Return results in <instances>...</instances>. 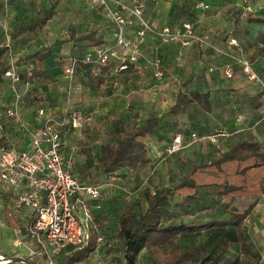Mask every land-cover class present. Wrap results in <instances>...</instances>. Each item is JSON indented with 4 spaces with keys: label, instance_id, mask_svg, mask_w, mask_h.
<instances>
[{
    "label": "crops",
    "instance_id": "obj_1",
    "mask_svg": "<svg viewBox=\"0 0 264 264\" xmlns=\"http://www.w3.org/2000/svg\"><path fill=\"white\" fill-rule=\"evenodd\" d=\"M116 1L131 6L133 0ZM141 1L145 5L144 17L150 25L182 30L184 24L189 23L198 40L191 41L188 47L178 43L163 45L148 33L141 48L144 58L138 65L122 72H118L117 61L102 72L80 66L70 85L63 74L69 59L83 57L99 42H103L102 46L115 43V27L104 11L91 5L89 0H0V46L9 47L8 64L11 62L9 55L15 56L20 62L21 76L26 77L27 57L35 53L51 54L40 64L41 78L33 79V87L31 85L28 91L24 84L20 86L21 92H28L20 108L22 121L32 129L38 108L47 106L58 110L67 102L73 109L84 112L83 127L77 130L68 127L63 134V154L74 161L75 175L79 177L84 171L89 154L96 155L99 139L113 124L133 129L145 125L153 115L160 118L155 134L143 140L151 164L135 175L127 173L125 181L118 178L102 185L105 208L95 211L101 231L107 229L110 214L119 211L120 218L126 204L133 201L127 200L120 188L131 187L146 171L149 174L155 161L161 159L157 166L163 173L180 176L177 182L165 186L169 187L179 183L194 167L216 160L240 142L259 143L264 148L263 88L244 75L241 64L249 62L256 72H264V55L260 54L258 45L264 35V22H250L246 18L247 1ZM202 3L206 8L200 7ZM53 4L54 15L45 26L10 40L13 29L39 19ZM251 11L254 18L264 21V12ZM125 16L130 20L126 36L134 39L140 24L130 14L125 13ZM90 32L93 33L91 39L83 40L82 37ZM155 57L161 59L165 70L161 80L154 74ZM229 65L233 69L230 79L225 74ZM0 89L5 90L4 86ZM181 91L196 93L200 99L198 103L186 104L182 112L173 113ZM38 94L43 103L34 100ZM3 95L6 104L11 102L13 96L10 100L9 94ZM17 126L14 120L8 121L6 135L13 146L21 147L27 133L18 131ZM177 137L181 138V150L169 154ZM163 162L166 163L161 164ZM110 184L117 187L112 188ZM216 199L213 194H203L189 207L184 205V199L174 198L171 211L179 222H190L196 217L198 221L213 220L220 216L217 207L209 208ZM222 204L223 200L219 203L220 209ZM247 220L255 221L252 227L256 233L264 231V197ZM102 234L105 242L101 252L106 257L108 246L115 245L116 241L106 232Z\"/></svg>",
    "mask_w": 264,
    "mask_h": 264
},
{
    "label": "built area",
    "instance_id": "obj_2",
    "mask_svg": "<svg viewBox=\"0 0 264 264\" xmlns=\"http://www.w3.org/2000/svg\"><path fill=\"white\" fill-rule=\"evenodd\" d=\"M89 1L94 7L102 9L114 25L115 43L112 46L92 48L82 60L69 59L63 74L70 85L75 81L79 63L108 66L118 61L121 71L126 70L128 64L139 63L144 58L141 48L148 33L158 37L162 44L178 43L183 47L198 40L193 25L189 23L184 24L182 30L150 25L144 17L145 5L141 0H133L131 6L116 0ZM200 7L206 8L203 3ZM246 8L247 15L252 13L249 7ZM125 13L137 19L140 24L134 39L126 36L130 20ZM9 59L11 62L4 79L9 83L13 98L7 105L0 97V139L8 121L14 120L20 131L25 130L28 140L21 147L0 146V195L6 197L0 206L4 217L7 215L18 219L21 226L12 228L11 240L16 249L11 255L1 254L0 264H61L63 253L82 250L88 244L91 232L100 231L95 211L103 210L104 186L81 182L73 174L74 161L63 154V133L68 127L75 130L83 127V112L70 107L69 102L58 110L40 107L35 111V127L30 129L20 118L24 100L20 90V65L15 56L9 55ZM241 64L244 75L263 88L264 99V78L249 62L242 61ZM152 66L155 77L163 79L165 72L161 59L155 58ZM225 74L229 79L233 77L230 65ZM28 76L32 77L31 72ZM26 89H31L30 81L26 82ZM180 150L181 138L177 137L168 153L174 154ZM109 186L117 187L114 184ZM120 189L130 199L135 196L130 189ZM104 242V237L100 235L96 251L90 257L91 264H108L101 252ZM21 247L28 251V255L18 251Z\"/></svg>",
    "mask_w": 264,
    "mask_h": 264
},
{
    "label": "trees",
    "instance_id": "obj_3",
    "mask_svg": "<svg viewBox=\"0 0 264 264\" xmlns=\"http://www.w3.org/2000/svg\"><path fill=\"white\" fill-rule=\"evenodd\" d=\"M54 9L55 5L53 4L51 10L43 13L39 19H33L28 25L18 26L13 29L10 40L13 41L22 35L34 33L39 27L45 26L53 17ZM246 18L250 22H264L262 19L254 18L252 13L248 14ZM92 36L93 33L90 32L82 38L83 40H90ZM154 37L162 44L158 37L155 35ZM100 44H103V42L95 44L93 48L102 46ZM258 45L260 54L264 55V35L260 38ZM8 53V46H0V86H4L5 89L1 91L0 96H2L4 103L6 99L3 94H9L8 99L10 100L12 98L10 87L8 86L9 83L4 79L5 73L9 68V64L6 61ZM50 57V53L43 55L35 53L25 59L29 62L27 65L28 73L31 72L32 77L27 76L24 78L31 82L32 87L33 79L41 78L40 64L45 63ZM83 57L77 59L82 60ZM138 64H128V68L124 71L129 70L132 65ZM80 66L102 72L109 65L96 66L79 63L77 70ZM118 72L122 71L119 70ZM258 74L264 76V72ZM40 97L41 95L38 94L34 100L43 103L44 101H41ZM199 99L200 95L196 93L185 94L181 91L172 112H182L186 104L198 103ZM159 123L160 118L153 115L145 125L136 126L133 129L113 124L104 131L108 135L107 138L103 139V136H105L103 133V136L99 139L101 143L96 146V155L89 154L87 156L86 168L80 173L81 177L73 174L83 183H87L84 178L86 176L89 179L87 184L102 186L109 182L102 183L98 177H116L125 181L127 173L135 175L147 168L151 164V159L148 155L147 145L143 140L155 134ZM18 131H20V128H18ZM0 146L13 147L6 135V131L0 139ZM94 170H96L95 173L93 172ZM153 170H150V175L154 172ZM90 178H93V182H90ZM146 181H149V179ZM142 185H144L143 189L137 192ZM122 188L134 191L135 196L131 198L132 200L137 199L143 193V204L145 205L144 212L138 215L134 205L127 203L119 218V238L125 248L126 264H137L138 257L143 251H146L161 264H219L227 254L229 245L232 242L228 235L233 236L234 232H236L234 242L238 243L239 253L228 264L261 263L260 255L252 249L249 237L245 232L247 219L264 197V148L259 143L240 142L233 145L227 151L221 153L216 160L194 167L192 171L183 176L179 183L169 187L153 191L145 187L144 181L137 187ZM209 189L216 190L213 195L217 198L216 202L211 204L209 208L215 209L217 207V212L220 213V216L217 215L216 219L209 221H198L197 217L190 222L176 221L171 211L174 198H178V200L184 199V205L190 207L201 195L212 194ZM124 196L127 200H130L125 193ZM4 199L6 197L0 195V204ZM238 199L245 200L244 207L236 205ZM217 200H223L221 209L218 207L220 201ZM200 206L202 205L200 204ZM5 218L12 228L21 227L18 219L10 218L7 215ZM99 228V232H91L88 244L82 250L63 253L60 263L91 264L90 257L96 251L100 235L103 236L100 225ZM210 230H216L215 232L223 236H219L210 249L206 245L180 244V240L184 237H193ZM242 257L246 258L245 263H243Z\"/></svg>",
    "mask_w": 264,
    "mask_h": 264
},
{
    "label": "rangeland",
    "instance_id": "obj_4",
    "mask_svg": "<svg viewBox=\"0 0 264 264\" xmlns=\"http://www.w3.org/2000/svg\"><path fill=\"white\" fill-rule=\"evenodd\" d=\"M246 6L249 7L251 10L256 11V12H264V0H246ZM8 63V62H7ZM27 77V76H26ZM26 82L27 79L25 80L24 77H22V84H24V86L26 87ZM2 88V87H1ZM0 89V93H1ZM23 92V91H22ZM24 91V95H25ZM28 93V92H27ZM2 97V96H0ZM25 134V132H23ZM105 136H103V139L105 140L107 138V134L104 133ZM22 139L24 140H28L27 136H24ZM19 146L21 144H18ZM223 145V144H222ZM161 159H159L158 161H155L154 164V172L152 173V175L147 174V171L145 173H143V176L140 178V180L136 183L131 184V187H137L140 184H142L145 181V187L150 189V190H157L160 188H164L165 186H168L172 183H175L179 180L178 175L176 174H166L163 173L162 171H160V169H158V162L160 163ZM168 163V161H166ZM166 162H163L161 164H164ZM96 170H94L93 172L95 173ZM81 177V176H80ZM84 178L86 179V182H89V179H87L86 176H84ZM99 181H101L102 183H107V182H115L118 180V178L114 177V179H112L111 177H98ZM147 179H149V181H146ZM90 182H93V178H90ZM122 180V179H121ZM120 181V180H119ZM123 181V180H122ZM209 191L213 194L214 192H216L215 189H209ZM203 195H201L202 197ZM143 199H144V194L141 193L139 195V197L135 200L132 201L131 204L134 205L135 210L137 212L138 215L142 214L145 210V205L143 204ZM126 202V201H125ZM124 205V203H122ZM245 204V200H241L238 199L236 202V205L238 207H244ZM202 205V204H201ZM2 206H0V230H1V236H0V255H11L12 251L15 250V246L13 241L11 240V234H12V227L9 225V223L6 221V218L4 217V213L2 212ZM119 211H116L115 213L110 214V223L107 226V229H102V231H104V233L106 232L107 235H109V237H113V241L115 240V245H112L111 248H108V250L105 251V255H106V259H107V263L108 264H126L125 261V248L124 245L121 241V239L119 238V226H118V219H119ZM6 224H4V223ZM255 221L254 220H247L246 221V225H245V232L247 234V236L249 237V243L252 247V249L258 253L261 257V263L260 264H264V231L263 232H258L256 233L254 231V228L252 227V225H254ZM216 230H210V231H206L204 233L195 235L193 237H184L180 240V244L182 245H206L209 249L212 248L214 241L220 236L223 237L221 234H219L218 232H215ZM230 237V239L232 240L231 244L229 245L228 248V252L225 255V257L221 260V262L219 264H228L229 262L233 261L238 253H239V246L238 243L234 242V239L236 238V232H234L233 236L232 235H228ZM232 236V237H231ZM216 237V238H215ZM233 238V239H232ZM110 249V250H109ZM18 251L25 253L26 255H28V251L24 248L21 247L20 249H18ZM104 258V256H103ZM243 263H245L246 258L242 257ZM85 264V263H82ZM88 264V263H86ZM137 264H161L159 261H157L156 259H154L153 257H151L146 251H143L139 257H138V263ZM190 264H194V263H190Z\"/></svg>",
    "mask_w": 264,
    "mask_h": 264
},
{
    "label": "water",
    "instance_id": "obj_5",
    "mask_svg": "<svg viewBox=\"0 0 264 264\" xmlns=\"http://www.w3.org/2000/svg\"><path fill=\"white\" fill-rule=\"evenodd\" d=\"M234 210H236V209H234Z\"/></svg>",
    "mask_w": 264,
    "mask_h": 264
}]
</instances>
